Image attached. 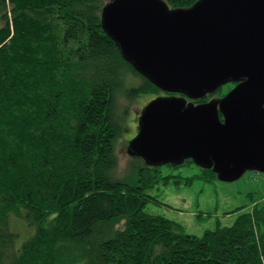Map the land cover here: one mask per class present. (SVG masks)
Masks as SVG:
<instances>
[{
    "label": "trees",
    "instance_id": "trees-1",
    "mask_svg": "<svg viewBox=\"0 0 264 264\" xmlns=\"http://www.w3.org/2000/svg\"><path fill=\"white\" fill-rule=\"evenodd\" d=\"M112 1L0 0V264H264V204L200 237L145 211L160 203L149 190L217 180L212 169L183 179L143 166L135 185L112 177L128 111L118 98L171 96L104 29ZM163 1L177 10L200 0Z\"/></svg>",
    "mask_w": 264,
    "mask_h": 264
},
{
    "label": "water",
    "instance_id": "water-1",
    "mask_svg": "<svg viewBox=\"0 0 264 264\" xmlns=\"http://www.w3.org/2000/svg\"><path fill=\"white\" fill-rule=\"evenodd\" d=\"M103 26L138 73L172 94L142 110L134 155L150 166L192 160L222 182L264 174V0L177 10L163 0H113ZM229 84L225 97L196 103Z\"/></svg>",
    "mask_w": 264,
    "mask_h": 264
},
{
    "label": "rangeland",
    "instance_id": "rangeland-1",
    "mask_svg": "<svg viewBox=\"0 0 264 264\" xmlns=\"http://www.w3.org/2000/svg\"><path fill=\"white\" fill-rule=\"evenodd\" d=\"M140 81L139 78L133 77L130 80V85L138 86ZM225 90H228L227 87ZM162 96L165 95L162 94L159 97ZM154 99L156 98L144 97L143 95L136 101L128 100L125 95L118 98V107L128 109V111L121 115L122 132L115 144L119 164L118 168L114 169L112 177L123 179L135 185L139 169L143 166H150L143 157H134V154L129 155L128 147L138 134L142 110ZM200 173L201 168L195 164L177 169H172L167 165L161 167L163 176L175 175L186 179ZM148 194L156 198L161 204L148 203L145 208L146 212L166 216L182 224L188 234L200 237L207 230H212L217 226L233 225L240 212H231L241 207H246L243 211H248L256 203L264 204V174L249 171L241 179L234 182H222L218 179L205 182L196 179L190 186L171 183L168 186H157L149 190ZM198 215L202 217L200 218ZM120 227L121 225L116 228ZM19 233L22 237H27L26 229H20ZM61 257L66 259L64 253H61ZM83 262L84 260L69 261L66 264H82Z\"/></svg>",
    "mask_w": 264,
    "mask_h": 264
},
{
    "label": "flooded vegetation",
    "instance_id": "flooded-vegetation-1",
    "mask_svg": "<svg viewBox=\"0 0 264 264\" xmlns=\"http://www.w3.org/2000/svg\"><path fill=\"white\" fill-rule=\"evenodd\" d=\"M225 87H227V89H228V91L226 93V94H228L232 89H234L236 87V84H229ZM165 96H167V95H165ZM188 102H190V101H188ZM187 161H189V160H185L183 164L185 165L187 163Z\"/></svg>",
    "mask_w": 264,
    "mask_h": 264
}]
</instances>
